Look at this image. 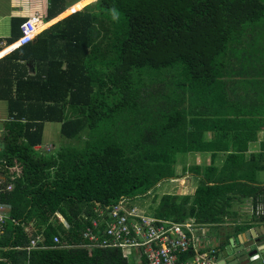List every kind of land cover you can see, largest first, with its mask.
Here are the masks:
<instances>
[{
    "label": "trees",
    "instance_id": "trees-1",
    "mask_svg": "<svg viewBox=\"0 0 264 264\" xmlns=\"http://www.w3.org/2000/svg\"><path fill=\"white\" fill-rule=\"evenodd\" d=\"M61 2L51 0L46 20L66 12ZM87 2L0 57V100L9 115L0 137L7 178L0 180V204L9 209L0 264H130L120 249L89 254L66 246L86 243L82 232L95 210L143 199L163 179L175 178L178 154L204 151V130L214 117L242 109L228 90L216 93L217 86L247 74L252 60L257 68L254 58L264 50V0ZM23 22L13 21L15 31ZM48 122L60 124V137L71 145L43 155L36 149ZM231 151L229 164L245 163L247 149ZM193 171L201 180L195 194H164L156 206L152 199L154 218L218 229L236 218V203L264 197V186L253 184L259 169L253 177L245 169ZM253 225L234 221L229 236ZM27 228L46 242L28 251ZM205 246L214 248L209 241Z\"/></svg>",
    "mask_w": 264,
    "mask_h": 264
},
{
    "label": "crops",
    "instance_id": "crops-1",
    "mask_svg": "<svg viewBox=\"0 0 264 264\" xmlns=\"http://www.w3.org/2000/svg\"><path fill=\"white\" fill-rule=\"evenodd\" d=\"M61 1L62 2L60 3L59 7L61 8L63 7L64 11L66 10L67 12L68 9H74L75 7L73 8V6L82 0H61ZM50 3H51V0H0V48H1L0 57L3 56L4 54H6L5 56H7L13 51L26 46L24 45L14 50H12L11 48L13 45H15L19 41L22 35L21 29H19V27H18V30L16 31L13 27L14 25L13 21L15 19L20 20V21L23 20L25 22L28 18H31L33 16H40L42 18V24L38 29L39 32H42L44 29H46V27L50 26L51 24L61 19V18L57 19L56 17L59 14H61L63 11L60 12L55 17L49 20H46V18L48 17ZM77 7L79 6H76V8ZM15 35H19V37L12 44L8 45L7 43ZM257 53H258L257 58H254V59H260V62L257 68H253L255 66L256 61L252 60L251 62H249L247 74L242 73V74H239L233 77V82H230L229 79L231 78L227 76L224 85L217 86L218 89L216 93L221 92L223 88L228 90L229 94L231 92V96L233 97L232 99L238 100V102H240V106L242 109H240L239 112H237L236 110L234 114L233 112L228 113L227 112L228 109L227 110L223 109L222 115H218L214 117L215 118L214 122H211L209 124L210 125L209 130H204L205 132L203 134L204 140L202 142V149H205V150L202 152H192L188 154L189 158L193 159V163L191 162V159H190L191 164L190 166H188V170L193 171L194 169L199 168L203 170V173H202L203 175L205 174V171L208 168H215L219 171L233 170V169H236V170L245 169V171H249L252 168L253 169L258 168V165H259L261 167V170H264L263 159H261L258 165L256 164V162L254 163L252 162L253 164L249 165L250 161L253 159L252 158L253 155L264 154V108L260 107L262 105L264 106V50H262L261 53L259 52ZM28 71L31 74H35L36 73L35 65L30 64L28 66ZM200 99H202V97ZM2 106H5L4 109ZM5 112L6 114H4ZM3 114L5 116H3ZM8 120H9V115H8L7 102L0 100V137L3 135V124ZM220 121L222 122L220 123ZM49 124L50 122L45 124L44 135H43V145L36 149L38 152L44 147V137L46 135L47 125ZM259 125H262L260 129H259ZM59 129H60V124H59ZM233 149H247V151L244 153L245 163L242 162L239 165H235V166H233L232 164H229L228 155L232 152L231 150ZM1 151L2 150H0V152ZM192 177H194V173L192 174ZM6 179H7L6 175H4L3 170H1L0 168V180L2 182H5ZM194 179L197 182L196 184H199L200 186L201 180L197 178H194ZM253 184L259 185L261 187L264 186V183L260 184V183L255 182ZM196 188L194 191L191 192V194H195ZM0 192H1V188H0ZM262 198L263 197H260L257 199L254 198L255 200H252L253 199L252 198L250 202H248L249 208L251 209V212L249 211V213H251L250 215L251 217L250 218L248 217L247 220L251 221V223H254V225L252 226V229L259 228L261 232L264 233V223H261L260 222L261 220H257L256 217L252 214L254 207L257 205V201ZM101 210L102 209H97L95 211L98 213V212H101ZM58 218H59V221L63 222L66 226H68L67 220L63 217V215L59 213ZM8 219H9V209L5 205L0 204V238L4 234L5 223L7 222ZM243 220L244 219H241L238 222L242 223ZM227 225H230V224H226L225 226ZM208 226H213V225H207V228ZM219 229L221 228H218V230ZM227 229H228L226 230L227 233H225L223 237L217 238L218 244L216 246H214V244H212L209 241V243L211 244V247L216 248L219 252V264H222L224 261L228 264L229 262H232L233 260L229 258L226 249L229 248V250L233 252V246H231L230 240L233 238H236V236H229V232L231 233L233 229H229V228ZM31 232L32 230L27 228V233H29V239H30L29 246L26 248L28 251L37 249L38 245L46 242L45 236L43 235L31 236L30 235ZM55 237H58V236H55ZM212 239L214 240L213 236H212ZM38 240H41V242L38 243L37 246L33 247L31 245L32 241H38ZM82 240L85 242L83 238ZM66 247L81 248L80 245L66 246ZM40 248L45 249L49 247L43 245ZM3 249L4 251H6V248H3ZM88 253L90 254L91 252L88 251ZM123 254L126 258H128L126 256V255H129L127 252L123 251ZM1 259H4V258H2V254L0 251V260ZM8 264H14V263L8 262Z\"/></svg>",
    "mask_w": 264,
    "mask_h": 264
},
{
    "label": "built area",
    "instance_id": "built-area-1",
    "mask_svg": "<svg viewBox=\"0 0 264 264\" xmlns=\"http://www.w3.org/2000/svg\"><path fill=\"white\" fill-rule=\"evenodd\" d=\"M41 24L40 16L23 22L22 35L12 50L35 41L41 33L38 30ZM252 214L257 220H264V197L257 201ZM199 229L205 232L207 225L144 216L131 207L127 199H121L91 218L82 232L86 243L80 246L89 252L94 249L128 250L131 254L126 256L134 258L133 264H219V252L206 248ZM40 242L32 241L31 245L35 247ZM54 242L61 244L59 237H55Z\"/></svg>",
    "mask_w": 264,
    "mask_h": 264
},
{
    "label": "rangeland",
    "instance_id": "rangeland-1",
    "mask_svg": "<svg viewBox=\"0 0 264 264\" xmlns=\"http://www.w3.org/2000/svg\"><path fill=\"white\" fill-rule=\"evenodd\" d=\"M87 1L88 0L80 1L79 3L74 5L73 8L74 7L76 8V6L83 7L84 5L88 4ZM226 78L227 77H225L224 79ZM2 107L4 109L5 106H2ZM4 114H6V112ZM4 114L3 116H5ZM69 145H71L70 141L62 139L59 135V124L50 123L49 125H47L46 135L44 137V147L39 152L43 155L57 154L58 152L61 151L60 148L67 147ZM73 145L77 146L78 143H74ZM190 159H191V162L193 163V159L189 158L188 154L187 155L178 154L176 164L174 165V174H175L174 177L175 178L174 179H163L161 182H159L157 187H155L153 190H151L148 193L146 197H144L143 199H139V200H131V202H129V205L135 207L140 213H143L147 216L149 215L155 216L152 211H149L150 205H152L151 204L152 199L157 200L156 203L154 204V206H156L159 199L164 194H178V195L191 196L192 195L191 192L195 190L196 186L197 188H199V184H196L197 182L194 179L196 178V176L194 175V177H192V174L194 173V171L188 170V166H190L191 164ZM261 159H263L264 161V154L257 156V160H256L257 165L261 161ZM256 169H259V171L256 172L254 176L255 182L260 183V184L264 183V170H261V167L259 165H258V168ZM256 169L252 168L251 170H249L248 175L253 177V174H254L253 170H256ZM233 209L237 213V216L236 218L234 216L229 217L228 224L234 225V221H240L241 219L247 220L248 217L249 218L251 217L250 216L251 213H249V211L251 212V209L249 208V205L247 203L245 204L236 203ZM228 226L230 225L224 226V228L222 226V228L219 230L215 229L214 226H208L205 232H202L201 229H199L200 235H201V238L204 244L210 241L212 244H214V246H216L218 244L217 238H221L223 237V235H225V233H227L226 230H228L227 229ZM212 236L214 237V240L212 239ZM124 251H126L129 255L131 254L128 250H124ZM128 259H129L130 264L134 263V258L132 256L128 257Z\"/></svg>",
    "mask_w": 264,
    "mask_h": 264
},
{
    "label": "water",
    "instance_id": "water-1",
    "mask_svg": "<svg viewBox=\"0 0 264 264\" xmlns=\"http://www.w3.org/2000/svg\"><path fill=\"white\" fill-rule=\"evenodd\" d=\"M230 244L233 252L229 248L226 251L233 260L228 264H264V233L259 228L231 239Z\"/></svg>",
    "mask_w": 264,
    "mask_h": 264
},
{
    "label": "clouds",
    "instance_id": "clouds-1",
    "mask_svg": "<svg viewBox=\"0 0 264 264\" xmlns=\"http://www.w3.org/2000/svg\"><path fill=\"white\" fill-rule=\"evenodd\" d=\"M112 19L114 21L119 19V14H118L117 10H115V9L112 10Z\"/></svg>",
    "mask_w": 264,
    "mask_h": 264
},
{
    "label": "bare ground",
    "instance_id": "bare-ground-1",
    "mask_svg": "<svg viewBox=\"0 0 264 264\" xmlns=\"http://www.w3.org/2000/svg\"><path fill=\"white\" fill-rule=\"evenodd\" d=\"M66 15H68V13H66V14H61V15H59V16L57 17V19H60V18H62V17H64V16H66Z\"/></svg>",
    "mask_w": 264,
    "mask_h": 264
}]
</instances>
